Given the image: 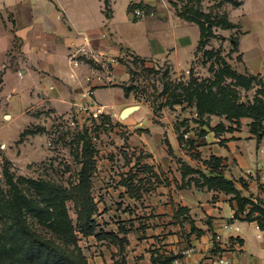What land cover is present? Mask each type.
<instances>
[{
  "label": "crops",
  "instance_id": "crops-1",
  "mask_svg": "<svg viewBox=\"0 0 264 264\" xmlns=\"http://www.w3.org/2000/svg\"><path fill=\"white\" fill-rule=\"evenodd\" d=\"M242 1L240 7L226 3L230 8H226L225 14L237 27L231 31L239 29L241 32L239 54L243 60V73L258 76L264 83V54L259 47L249 48L247 41L251 34L264 32V25L260 21L249 22V14L244 12L246 1ZM117 2L0 0V113L8 110L11 118H19L23 117L25 109L36 105L47 106L61 114L89 104L108 114L121 107L119 120L126 108L134 106L126 102L124 89L119 86L129 81L130 75L122 60L129 53L145 60L169 59L176 69L179 65L192 64L201 29L197 23L178 16L172 5L177 0H119L131 19L129 8L132 4L146 8H139L141 11L156 12L155 18L142 19H152L154 27L147 30L142 43L130 40L117 29L114 11ZM257 7V17L261 18L264 16L263 4ZM235 11L238 16L233 17ZM164 28H169V32ZM94 54L122 58L121 63L113 66L96 64L97 69L87 63L93 61ZM73 55L78 57L77 66L70 61ZM183 60H188V65L182 63ZM11 82L14 85L12 92L17 94L18 86L26 92L16 103L25 102L19 112L10 106L13 93L6 96L4 93ZM91 99L93 102L89 103ZM146 113L144 108L139 123ZM137 122L132 119L124 124L133 126ZM220 124L223 129L217 131L215 128ZM251 124L249 118L229 122L212 116L206 124L199 125V134L179 132L173 124L162 130L145 126L150 133L142 145L151 154L145 163L160 179H152L154 189L151 191L141 188L140 198L130 195L120 181L116 182L115 189L108 190L113 204L110 211L103 214L98 205L99 233H113L128 242L122 250L117 240H99L96 236L82 238L80 246L84 253L88 246L94 254L92 260L88 259L89 264H153V256L159 261L171 256L188 263L211 262L223 257L233 264H264V232L256 221L245 220L249 206L239 212L232 195L197 188L194 182L181 188L182 164L207 172L203 161L217 157L223 160L222 174L235 182L244 197L264 203V137L254 135ZM166 139L173 148L172 154ZM186 145L193 149L187 151ZM140 179L136 183L145 186L147 180ZM114 202L119 206L124 203V208L121 210ZM129 205L136 210L133 215L126 210ZM179 208H187L189 213L175 219ZM236 213L238 217H235ZM136 214L149 217L145 220L146 228L143 227L145 224L139 226ZM194 227L202 233L193 232ZM120 229L124 231L120 233ZM191 247L197 248L196 253H188Z\"/></svg>",
  "mask_w": 264,
  "mask_h": 264
},
{
  "label": "rangeland",
  "instance_id": "rangeland-1",
  "mask_svg": "<svg viewBox=\"0 0 264 264\" xmlns=\"http://www.w3.org/2000/svg\"><path fill=\"white\" fill-rule=\"evenodd\" d=\"M245 1L244 12L249 14V22L260 21L264 25V16L258 18L256 9L258 4H263L264 7V0ZM220 2L221 0H201L200 4L195 3L193 6L200 13L212 15L213 19L216 15L227 13L226 8H230L225 3L219 7ZM185 3L186 0L176 2L179 9ZM114 11L117 29H121L123 34L125 33L136 43H142L147 30L154 29L152 19L142 20L147 17L155 18L154 11H142L143 15L138 19L133 12V19H131L119 0ZM235 16H238L236 11L233 13V17ZM164 31L169 32V28H164ZM213 31L215 38H211L206 47L196 52L192 64L187 67L179 65L176 69L169 59L145 60L129 53L130 62L124 61L130 75L129 81L122 82L119 86L123 89L131 88L130 94L126 96L128 104L142 105L147 112L145 119L133 125L135 127L119 122L118 115L121 107L110 114L104 111L98 119L94 118L89 104L74 107L71 112L61 114L47 106L36 105L25 109L23 117L19 118L17 116L11 118L8 110L0 113V191L7 190L9 187L3 174L6 162L10 163V170L15 179L25 177L52 181L70 188L77 182L82 168L81 158L77 154L82 150L81 137L85 133L90 136L95 149L96 164L92 178V191L102 214L110 211L113 201L109 200L108 190L115 189L118 185L117 181L122 183L124 179L128 182L131 186L130 195L136 196L138 192L135 188H140L138 190L140 192L142 189L153 190L152 179H160V177L145 163L151 157L142 145L143 139L150 133V129L145 126L162 130L161 128L173 124L179 132L199 134L200 124L208 122L212 116L225 118L217 114L209 115L205 112L208 106L216 108L228 99H237L238 103L246 105L252 104L256 97L264 100L262 78L258 77L252 88L246 90L240 87L232 77V72L244 75L239 48L238 52H235L231 43L233 39L240 38V30L233 32L214 27ZM247 41L249 48L259 47L264 54V32L251 34ZM186 61L188 60H183L182 63ZM185 65H188L187 62ZM11 84L4 93L5 96L13 93L10 106L14 107L15 112H19L21 107L25 106V102L16 103L19 96H23L26 92L23 93L20 86L17 88V94L12 92L14 85L12 82ZM91 102H93L92 99L89 103ZM27 130L38 133L23 135ZM186 148L190 152L193 146L186 145ZM139 178H142L140 180L144 182L147 180V184L140 187L136 183ZM111 197L114 198L112 195ZM123 204L119 206V203L114 202V205L121 207V210L124 208ZM261 204L264 206L263 202ZM68 208L72 220L76 223L74 204L69 202ZM126 210L131 215L136 211L131 205L126 207ZM98 215L99 213L96 218ZM136 216L139 226L145 224L143 227L146 228L145 220L149 217L137 214ZM110 220L115 222L114 219ZM29 223L39 233L52 237L51 233L39 225L34 218H29ZM84 249L85 255L92 260L94 254L90 253L91 247L87 246Z\"/></svg>",
  "mask_w": 264,
  "mask_h": 264
},
{
  "label": "trees",
  "instance_id": "trees-1",
  "mask_svg": "<svg viewBox=\"0 0 264 264\" xmlns=\"http://www.w3.org/2000/svg\"><path fill=\"white\" fill-rule=\"evenodd\" d=\"M200 2L201 0H186L180 9L175 2H172L180 18L199 25L201 39L197 51L206 47L211 38H215L214 27H221L224 30L236 28L225 13L216 15L212 19V15L195 10L193 4H200ZM223 3L231 4L234 7L243 5L242 0H221L219 7ZM139 8L146 9L140 4H132L129 12L132 14L135 9ZM231 43L234 51L238 52L239 38L233 39ZM87 63L96 67L94 61H87ZM232 77L240 87L246 90L251 89L258 78V76L236 72H232ZM124 92L128 96L131 88H124ZM205 112L209 115L225 116L229 122H238L243 118H249L252 120L251 132L259 138L260 136L264 137V100L260 97H256L250 105L238 103L237 99H228L216 108L208 106ZM215 129L217 131L223 129L222 124ZM37 133L27 130L23 135ZM81 141H83L82 150L78 152L77 156L81 158L82 168L78 174L77 182L70 188L52 181L25 177L15 179L10 170V163L4 164L3 174L9 187L7 190L1 189L0 191V264H89L88 257L79 241L91 236H96L99 240H117L121 243V249L124 250L123 245L128 242L126 238H120L116 234L104 231L99 233V225L96 220L99 209L92 191V178L96 164L95 149L87 133L81 137ZM165 142L169 153L172 154L173 148L170 142L167 139ZM203 165L207 167V172L199 168H192L185 163L181 165L183 178L181 188L191 186L194 182L197 188H207L209 191L232 195L238 204L239 212H244L249 206L245 220L256 221L259 228L264 230V206L261 202H254L250 198L244 197L241 191L236 188L235 182L222 174L223 160L211 157L209 160L203 161ZM194 176H198V178H194ZM122 183L127 187L128 192H131L128 182L123 179ZM135 189L138 192L136 197L140 198L141 192L138 191V188ZM69 202L74 204L76 223L70 216ZM188 213L187 208H179L175 212V219H180ZM235 217H238V213ZM29 218H34L39 225L51 233L52 237L49 238L39 233L29 223ZM123 231L120 229V233ZM193 232H198L199 235L202 233L195 227ZM177 258L171 256L164 261H159V258L153 256L152 262L153 264H169Z\"/></svg>",
  "mask_w": 264,
  "mask_h": 264
},
{
  "label": "built area",
  "instance_id": "built-area-1",
  "mask_svg": "<svg viewBox=\"0 0 264 264\" xmlns=\"http://www.w3.org/2000/svg\"><path fill=\"white\" fill-rule=\"evenodd\" d=\"M134 15H135L136 18H141L142 15H143V13H142V11L140 9H135L134 10ZM79 53H82V51H80ZM121 59L120 58H116V57L105 56L103 54H94L92 56V60L97 65L107 64L108 66H113V65L119 64L121 62ZM122 60H124L126 62L127 61L130 62L131 56L125 57ZM70 61L75 66L78 65V57L76 55H73L71 57V60ZM88 106H90V108H92V110H93V116L96 119L100 118L101 115L104 112L101 108H93L91 105H88ZM262 231L264 232V230H262ZM196 251H197V248L196 247H191V249L188 251V253H196ZM169 264H233V263L230 262L229 260L223 258V257H218V258L214 259L211 262H192V263L183 262L180 258H177L173 262H170Z\"/></svg>",
  "mask_w": 264,
  "mask_h": 264
},
{
  "label": "water",
  "instance_id": "water-1",
  "mask_svg": "<svg viewBox=\"0 0 264 264\" xmlns=\"http://www.w3.org/2000/svg\"><path fill=\"white\" fill-rule=\"evenodd\" d=\"M144 108L142 106H131L126 108L120 115L119 121L121 123H127L132 119H137V123L141 121L143 116Z\"/></svg>",
  "mask_w": 264,
  "mask_h": 264
}]
</instances>
